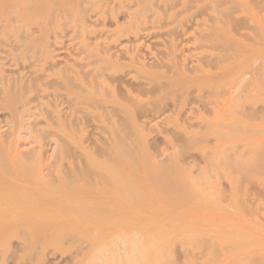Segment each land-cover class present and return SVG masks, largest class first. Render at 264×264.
<instances>
[{
  "label": "rangeland",
  "instance_id": "obj_1",
  "mask_svg": "<svg viewBox=\"0 0 264 264\" xmlns=\"http://www.w3.org/2000/svg\"><path fill=\"white\" fill-rule=\"evenodd\" d=\"M65 1L66 0H58V2L55 3V6H53L54 10L53 12L51 11L53 16L49 10H46L49 12L39 13L41 15H20L17 17L12 15V20L10 17L11 14H4L2 13L3 10H1L7 7L9 0H0V78H2L0 80V115L4 114L3 117H0V121H11L10 124H16L18 120H20V117L28 122L30 121L27 127L23 129L25 136L24 134L22 135L21 141L27 144L24 147L22 146V149L31 150V147L36 149L40 148V163H37L38 171H36V165L30 170L32 164L28 166L25 164L16 165V163H13L12 165L11 162L13 161H10V164L9 161L8 163L0 161V172H3L0 173V215L2 217L12 218L9 219L8 222L0 223V264H151V262L152 264H264V105H262L264 104V97H262V95H264V90L262 89L264 88L263 0H250V2H248L249 0H223L224 5H222V0H171V2L170 0H159L162 6H159L158 0H140L138 2L137 0H99L100 2L94 0L96 4L92 3L93 0H91L90 3L88 0H83V3L82 0L81 2L80 0ZM150 2L151 4L155 3L153 6L157 3L156 6L160 8L154 9ZM251 2H253L252 5ZM107 3H109V5ZM133 3H136V5L138 3L139 5L136 6ZM211 3H214V5ZM216 3L217 5L215 6ZM125 4L128 5L127 8L131 6V9L126 10ZM172 4L174 8L171 7L173 6ZM143 5H146V7L149 6L151 10L148 11L149 9L145 8ZM213 6L214 8L216 7V10L213 9ZM253 6L256 7L253 8ZM210 7L212 9H209ZM226 7L227 9L225 10L224 8ZM259 8H261L262 11ZM106 9L108 12H106ZM115 9L116 12H114ZM123 9L126 10L124 13L129 12L132 14L134 12V16L131 15L130 19H128V17L125 18L126 20L123 18L119 20L120 22L118 23L116 21L120 19L119 11L121 16ZM133 9H135V11ZM221 10L225 11H223L224 14ZM105 12L109 15L105 14ZM83 13L88 14L85 15ZM114 13H117L119 18L117 14ZM138 13H140V15ZM49 15H51L53 20H51L52 18ZM216 16L220 18V20L218 19L219 21L216 18L213 19V17ZM243 16L246 17L243 18ZM21 17H24V20H21ZM241 18L243 19L241 20ZM13 22L16 23V25L13 24ZM139 22L143 24V28L142 24L139 25ZM219 22H221V24ZM59 23H61V25ZM144 23L146 25H144ZM66 24L67 26H65ZM153 24L158 28L153 29ZM135 26L139 27V29H136ZM239 26L241 27L239 28ZM247 26H249L247 29L248 31L246 30ZM198 27H200L201 31ZM234 27H237L235 29L238 30H235ZM256 27H258V30H256ZM132 28H134V30H132ZM173 28L176 30V33L174 30H171ZM106 30H108V33ZM197 30L199 32H197ZM20 31L24 32L23 34H26L25 32L28 33L26 35L29 38L28 43L16 42L9 45L11 40H20L22 34ZM65 31L66 34L64 33ZM99 31L100 33L104 32L105 36H111H109L110 38L107 37L108 39L106 42L109 44H113L116 41L114 40L115 37L116 39L119 37L117 40H125V38L128 39L129 36L134 37L136 32H139V34L143 32V36L147 33L148 35L146 34L147 36H144V40H149L151 38L150 34L153 33V35H155L156 33V37H152L149 40V42L152 41L150 43H152L155 48L153 45L149 44L148 41L142 42L144 47L141 45V49L143 47V50H146L144 58L147 63L154 59H159L158 61H161L162 64H165V62L169 64L170 61H172V57L169 56L171 57V59H169L166 54L162 55V51H166L165 45H167V47L169 45V50L173 52V56L176 58L175 60H180L179 63L185 65L187 64L186 62L190 61V64L197 63V68L199 67L203 72H200L199 69L196 71L197 68L190 71L188 68L191 69V67L186 68V70L180 69L176 71L174 69L172 71V69L170 70V68L167 67L168 64H166V69L169 68L167 69L168 72L163 69V71L165 70V75L160 77L157 73H153L152 70L154 69H148L149 72H143L142 69L141 71H139L140 69H125L124 71L118 69L116 66L106 65V63L103 64L102 61H99L97 62L99 66L106 65L107 68L109 66L114 67L106 68L107 71L104 69V72L106 71L104 73L106 75L104 76L102 71L105 67H100L102 69H100V73L98 74H95L97 70L94 69V72L93 67L92 69L90 68L93 66L90 64L93 60V56L90 55H94L95 53L90 51L88 52L90 54H88V56L85 52L83 54L84 58H82V55L80 58H82V61H85L83 59H86V56H88L87 59L90 60V63L88 60L84 64L83 62L82 64L81 62L79 64L76 63L75 66L78 65L80 67V71L78 70V72H85V64L89 63L87 64V66L89 65L87 68H90L88 69L89 71H93V73L90 74H95L98 78L100 76L99 74L106 79L107 76L109 77L115 73L111 77H115L114 75L118 74V78L125 77L126 82L129 79L128 82H130V84H134L133 86H138V88H140L139 90H136L135 87L133 89L131 85H127L129 83L122 84L121 87L111 86L109 90H113L111 92L115 94L117 99L113 96V93L109 95L110 93L107 89L104 90L106 94H104L105 98L103 97L102 101L89 103L85 99V90L88 89L87 91L91 92L93 89L91 87L85 89V87H82L83 85L79 84V76L75 74L77 72L76 67L73 68L76 69L74 73L72 68V72L69 73L71 69H68V67L65 69V66H68V64L74 60H78V57L76 58L74 55H76L81 48L80 46L83 47L84 43H87L90 38L94 37L93 32L98 33ZM208 31L210 37L207 36V34H209ZM112 32L114 34L116 32L117 36ZM124 32H126V34ZM243 32L247 33L248 36ZM121 34L122 36H119ZM159 35H161V37ZM250 36L252 39H250ZM87 37L89 38L88 40L86 39ZM246 37L250 41H248ZM166 40L169 41V43ZM154 41H160L161 45L163 44L164 46L159 47L157 45L158 42L154 44ZM194 42L200 44V46L198 47ZM215 42L216 44H214ZM254 42H257V44H254ZM224 43L225 45H222ZM145 44H147L148 47H146ZM219 44L221 47L218 46ZM18 45H21V47ZM194 45L197 48H195L196 50H194ZM223 46L227 51L226 49L220 51V49H223ZM230 46L234 48L235 51L233 49L231 51ZM149 47L152 49H149ZM174 47L175 49L178 48L176 52H174ZM240 50L242 52H240ZM243 50L246 51L244 52ZM45 51L48 52V57L45 55ZM158 51L159 53H157ZM91 52L93 54H91ZM220 54H222V56H220ZM224 54H226V56ZM132 56L133 54L131 53L127 55V57ZM212 56L217 57L213 60L215 62L211 61L209 63L208 61L207 63H209V65H205L206 62L204 63L203 60H210L207 57ZM25 57H27V59ZM150 57H152V59ZM219 58H221L222 62L218 61L220 64H217V59L219 60ZM253 58L254 60L252 61ZM94 59V61H97L96 58ZM192 59L196 62H193ZM199 60H201L200 63L203 62L205 65L204 68V65L197 62ZM257 60L259 61L258 63ZM251 61L252 63L255 61L253 64H256L252 66L254 67L253 70L258 68L256 72H263L261 75L250 70L252 64L250 66L249 64ZM92 63L94 64L95 62ZM211 63L215 64L213 65ZM96 64H94L95 67ZM235 69L237 71H235ZM130 70L131 72H129ZM15 71L17 73H15ZM89 71L87 72L88 74ZM118 71L120 73H118ZM126 71L128 72L124 73ZM244 72H248V75L243 74ZM63 74L64 77L62 76ZM83 74L85 75L86 73ZM237 74H242L243 76L238 77ZM250 76L253 78L250 79ZM83 77L85 79L87 76L85 75ZM104 77L103 79L101 78L102 81ZM98 78L97 80L99 81L100 78ZM115 78H113V80H115ZM146 78L152 82L151 87H148L150 88V91L147 90L148 93L142 91L143 89L139 87L140 84L138 83V81H145ZM108 79H110V77ZM237 79L240 81H237ZM260 79H262V81H260L259 85ZM105 81L109 82L108 80ZM201 81L206 82L202 84L203 82ZM242 81L245 82L243 83ZM10 82L12 86L14 85L13 88H11ZM53 82L54 85L57 84V87L53 88L54 85H51ZM159 83L160 85H158ZM246 83H249V86ZM243 84H246L245 87L248 86V90L246 88L247 92ZM253 85L258 87L256 89L259 91L260 95H255L257 91L254 90L255 87H252ZM160 86L162 87L160 88ZM15 87L18 88V91L15 90ZM238 87H243L244 90L242 89L243 91L241 92ZM125 88L130 89L129 94L124 91ZM220 88H222V90H220ZM12 89L17 92L14 93ZM42 89H47V95H44ZM204 89H206V91ZM227 89L230 91L228 92ZM7 91H12L14 94L11 92L12 94L8 95ZM212 91L214 94H211L212 97H209L208 94L210 93L208 92L212 93ZM215 91L218 92L219 95L215 93ZM230 93L232 94L230 95ZM236 93L238 94L236 95ZM234 94L235 97L238 95L240 97L234 98ZM204 95L206 97H204ZM120 97L123 100H119ZM247 97L250 99H246ZM242 98L243 100H241ZM230 99L233 101L231 102ZM203 101H205V105ZM235 101L238 104L235 103ZM257 101L262 103L260 104ZM208 103L209 105H207ZM227 103L233 107L237 106V108L242 106L241 108L244 109L239 108L241 109L239 110L232 107L229 109L226 105ZM248 104H250L251 107ZM206 105L207 108H212L211 110L213 112L218 108L222 110H226L227 108L230 110L228 113H234L233 116L235 117L232 116L231 118V115L228 117L229 114H225L222 110H219L222 112H218L217 110V115L214 113L215 115L213 114V116L215 117L212 118L213 116L211 113L213 112L207 109ZM221 105L225 106L222 107ZM203 107L206 110H204ZM245 107H247V110ZM105 108L110 114V117L104 114L106 111ZM154 108H156V111H154ZM251 108L256 109L253 112ZM193 109L197 110L194 114L192 113L194 112ZM248 109L251 110L250 113L252 115H249L250 113L248 114ZM68 110H70V112ZM110 110H112L111 113ZM238 110L241 111L242 114H246V117L244 115L243 117L248 120L241 116H237V113L240 114ZM243 110H246L245 113ZM257 110L259 113L256 116ZM114 112L116 113L115 115ZM62 113L64 114L62 115ZM102 113L104 114L103 116L106 117V122H110L111 120L118 121L119 118L120 120H122L121 117L124 118V121H122V129L113 127L107 128V126L102 127V131L98 129L99 127L91 121H93L92 118L94 115ZM259 114H261V117ZM46 116L50 119L52 118L53 120H51L53 122L46 118ZM216 116L220 118L215 119ZM88 117H91L89 118L90 120ZM37 120L40 122H37ZM203 120L211 123H209V126L206 125L207 127H205L203 125ZM201 121L203 122L202 124H200ZM224 121L228 123L231 122V124L229 125L227 123L229 126L227 125L223 128ZM77 122H85L84 124L87 125H83L80 128ZM216 122H219V125L216 124ZM232 122L234 124L241 123V126L238 124V126L236 124V126H233ZM206 123L207 122H205V124ZM198 125L200 127H198ZM29 127L32 130L36 127L37 130L30 132L28 130ZM216 128L217 131L221 128L218 132L222 134V138L219 136L221 134L216 133ZM199 129L201 130L199 131ZM211 129L213 133L210 131ZM40 130L42 132H39ZM105 130L109 136L105 133ZM32 132L35 133L33 134ZM35 134L36 136H34ZM34 137L37 139H34ZM3 138L5 139V135L2 139ZM2 139L0 138V149H6L4 146L7 139H5L6 141L3 139L5 142L2 141ZM53 140L56 141L57 147L56 145H50ZM217 142L220 143L216 145L213 144ZM260 142L262 144H260L261 146L259 145ZM93 143L94 145L92 146ZM226 144L230 146L226 147ZM222 146L227 148V151L224 150L223 152L226 151L228 158L225 157L226 155L222 152ZM100 148L101 151L106 150L107 154L108 151L111 152L109 155L111 158L109 159V157H106L107 154H105V151L103 152L105 156L104 154L101 155L102 152L98 150ZM54 149L58 150L54 152ZM123 150H126V152ZM206 150H208L207 153ZM212 150L216 151L212 153ZM156 151L158 155L155 153ZM230 151H232L233 154ZM53 152L56 156L52 154ZM210 152L212 155L217 153L218 157L221 152L223 154H221L220 158L216 157L218 158V163L216 160H211L209 166V159L206 158L211 156ZM72 153L73 155L75 153L79 155L83 154V158L79 155L74 157ZM250 153L254 154L247 161L248 157H250ZM70 154L72 159L73 157L75 158V162L71 159ZM98 154L100 156H98ZM241 154L244 156V159L247 158V162L243 159ZM68 157L70 158L69 160ZM164 157H166L165 159L167 161L163 159ZM79 158H81V161ZM170 158L171 161L169 160ZM213 158L215 157H211V159ZM205 159L207 160V164L205 163ZM173 160H175V164ZM133 161L135 163H133ZM212 161L216 163L212 164L214 163ZM136 162L138 163L136 164ZM161 162H163L164 165ZM178 162L181 163V172L179 170L180 167L178 169L176 168L178 167ZM187 162L192 163L190 164L191 166L189 165L190 169L185 167L188 165ZM144 163H148V165ZM45 164L49 166V169L46 166L47 170H45ZM203 164L204 166L206 165V167H204ZM192 165L203 167L204 169L202 168L203 171L202 169L195 171L194 169H197V167H192ZM165 166L168 168L163 170ZM169 166L173 167L171 169L172 171H170ZM72 167H74V169ZM183 167L187 170H184ZM77 168L78 174L75 172ZM82 168H86V170ZM139 168L140 170H138ZM210 168L212 169L211 172H208L209 174L206 173L205 170H209ZM16 169L18 170L16 171ZM81 169L86 173L84 174ZM95 169L97 173L92 171ZM27 170H29V173ZM168 171L172 173V175H169V173H167ZM191 171L194 173L192 174ZM148 172L152 175H148ZM42 173L44 175H42ZM5 174H8V176ZM26 174L29 175L27 178L25 177ZM167 174L168 177H164L167 176ZM191 175L195 177L193 181L191 179L194 177ZM39 178H43V180ZM166 178L169 181H167ZM44 180L45 182H42ZM149 181L156 182V184L154 183L153 186ZM159 181L162 182L163 187L161 186V189L160 186L158 187ZM131 184L136 187L131 186ZM194 185H197L196 190L194 189ZM165 190L166 192H164ZM182 195L184 197H182ZM145 234L151 235L152 239L148 237L149 235L146 238ZM156 247L162 250H159L158 254L156 253V249H158ZM136 250L137 252L139 251V254H137ZM139 255L140 257H137ZM142 256L143 258H141ZM142 261L144 262L141 263Z\"/></svg>",
  "mask_w": 264,
  "mask_h": 264
},
{
  "label": "bare ground",
  "instance_id": "obj_2",
  "mask_svg": "<svg viewBox=\"0 0 264 264\" xmlns=\"http://www.w3.org/2000/svg\"><path fill=\"white\" fill-rule=\"evenodd\" d=\"M4 1V0H3ZM25 1H27V0H9V3H8V5H7V7L4 9H1V10H5L4 12L2 11V13H4V14H7V13H9V14H11V19L13 20V16L12 15H14V16H20V15H37V14H39V13H45V12H49L50 11V13H51V11L53 12V6H55V3H57L58 2V0H28L27 2H25ZM72 1V0H71ZM90 1L91 0H88V2L90 3ZM94 1V0H93ZM92 1V3H94V4H96V2L94 1L93 2ZM99 1V0H98ZM120 1H123V0H120ZM133 1H135V0H133ZM138 1H140V0H137V2ZM154 1V0H153ZM152 1V2H153ZM157 1V0H156ZM165 1H167V0H165ZM201 1V0H200ZM221 1V0H220ZM259 1V0H258ZM257 1V2H258ZM65 2H67V0L65 1ZM80 2H81V0H80ZM80 2H79V4H80ZM84 1L82 0V3H83ZM100 2V1H99ZM98 2V3H99ZM105 2V1H104ZM132 2V1H131ZM158 2H159V0H158ZM163 2V1H162ZM170 2H171V0H170ZM191 2V1H190ZM216 2V1H215ZM218 2V1H217ZM248 2H250V0L248 1ZM256 2V1H255ZM49 3H51V4H49ZM128 3V2H127ZM160 3L161 2H159V6H162V5H160ZM174 3V2H173ZM178 3V2H177ZM189 3V2H188ZM193 3V2H192ZM221 3V2H220ZM227 3H229V2H227ZM252 3L253 2H251V5H252ZM260 3V2H259ZM262 3V2H261ZM263 3H264V0H263ZM262 3V4H263ZM108 5H109V3H107ZM134 4V3H133ZM149 4V3H148ZM150 4H151V2H150ZM149 4V5H150ZM153 4H155V3H153ZM153 4H151L152 6H153ZM171 4V3H170ZM174 4H176V3H174ZM191 4V3H190ZM212 4V3H211ZM232 4V3H231ZM72 5H74V4H72ZM81 5V4H80ZM126 5V10L127 9H131V6H130V4H129V6L130 7H128L127 8V4H125ZM134 5H136V3L134 4ZM137 5H139L138 3H137ZM136 5V6H137ZM156 5H157V3H156ZM156 5H154L153 6V8L155 9V8H157L158 9V7L159 6H156ZM173 5V4H172ZM177 5V4H176ZM175 5V6H176ZM212 5H214V3L212 4ZM211 5V6H212ZM217 5V3L215 4V6ZM218 5H219V3H218ZM222 5H224L223 4V0H222ZM261 5V4H260ZM4 6V5H3ZM91 6V5H90ZM94 6V5H93ZM92 6V7H93ZM114 6V5H113ZM143 6H145V8H147V9H149L148 11H150L151 10V8L149 7V6H147L146 7V5H143ZM233 6H236V5H233ZM262 6H264V5H262ZM80 7V6H79ZM171 7H173L174 8V5L173 6H171ZM170 7V8H171ZM182 7V6H181ZM256 7V6H255ZM254 6H253V8H255ZM69 8V7H68ZM68 8H66V9H68ZM82 8V7H81ZM89 8V7H88ZM160 8V7H159ZM167 8V7H166ZM169 8V9H170ZM206 8V7H205ZM216 8V7H215ZM214 8V6H213V9L214 10H216ZM264 8V7H263ZM64 9V8H63ZM80 9V8H79ZM90 9V8H89ZM111 9H113V8H111ZM119 9V8H118ZM141 9V8H140ZM172 9V8H171ZM209 9H212L211 7L209 8ZM219 9H221V8H219ZM225 10L227 9V7L226 8H224ZM228 9L230 10V8H229V6H228ZM231 9H232V7H231ZM258 9V8H257ZM259 9H261V8H259ZM46 10H49V11H46ZM107 10V9H106ZM105 10V11H106ZM126 10H124L123 9V13L121 14V16H120V11H119V17H120V19H118L116 22H120L119 20H122L123 18L125 19V18H128V19H130V17H131V15H133V13L131 14V13H124ZM134 11H135V9H133ZM184 10H185V8H184ZM207 10V9H206ZM213 10V11H214ZM241 10H243V9H241ZM62 11V10H61ZM87 11V10H86ZM104 11V10H103ZM122 11V10H121ZM144 11H145V9H144ZM165 11V10H164ZM164 11H162V12H164ZM167 11V10H166ZM179 11V10H178ZM198 11V10H197ZM205 11V10H204ZM208 11V10H207ZM219 11V10H218ZM222 11V10H221ZM224 11V10H223ZM223 11H222V13H223ZM232 11V10H231ZM261 11H262V9H261ZM106 12H108V10L106 11ZM105 12V14H108V13H106ZM111 12H113V11H111ZM114 12H116V9H115V11ZM118 12V11H117ZM139 12H140V10H139ZM189 12V11H188ZM201 12V11H200ZM225 12V11H224ZM229 12V11H228ZM244 12H245V10H244ZM1 13V14H2ZM59 13V12H58ZM104 13V12H103ZM183 13V12H182ZM199 13V12H198ZM214 13V12H213ZM220 13V12H219ZM52 14V13H51ZM83 14H85V13H83ZM86 14H88V13H86ZM85 14V15H86ZM91 14V13H90ZM114 14H117V13H114ZM139 15H140V13H138ZM202 14H204V13H202ZM217 14V13H216ZM224 14V13H223ZM39 15H41V14H39ZM109 15V14H108ZM165 15H166V13H165ZM193 15V14H192ZM196 15V14H195ZM50 17H51V15H49ZM52 16H53V14H52ZM84 16V15H83ZM112 16V15H111ZM134 16V15H133ZM191 16V15H190ZM206 16V15H205ZM207 16H208V14H207ZM233 16V15H232ZM9 17V16H8ZM25 17V16H24ZM24 17H21V20H24L23 18ZM33 17V16H32ZM60 17H61V15H60ZM77 17V16H76ZM108 17V16H107ZM117 17H118V14H117ZM116 17V18H117ZM118 17V18H119ZM137 17V16H136ZM166 17V16H165ZM198 17V16H197ZM246 17V16H245ZM244 16H243V18H245ZM31 18V17H30ZM52 18V17H51ZM91 18V17H90ZM148 18V17H147ZM199 18V17H198ZM214 18H216L217 20L219 19L220 20V18H217V16L216 17H213V19ZM243 18H241V20L243 19ZM63 19V18H62ZM72 19V18H71ZM77 19V18H76ZM209 19V18H208ZM259 19H261V18H259ZM49 20V19H48ZM47 20V21H48ZM51 20H53V18L51 19ZM126 20V19H125ZM132 20H133V18H132ZM174 20V19H173ZM188 20V19H187ZM197 20H199V19H197ZM207 20V19H206ZM218 20V21H219ZM223 20H225V19H223ZM8 21H9V19H8ZM78 21V20H77ZM88 21V20H87ZM137 21H138V19H137ZM222 21V20H221ZM169 22V21H168ZM226 22V21H225ZM12 23V22H11ZM86 23H88V22H86ZM117 23V24H118ZM146 23H147V21H146ZM149 23V22H148ZM170 23H172V22H170ZM199 23V22H198ZM197 23V24H198ZM220 24H221V22H219ZM239 23V22H238ZM13 24H15L16 25V23H14L13 22ZM38 24V23H37ZM60 25H61V23H59ZM63 24H64V22H63ZM140 24H142V23H140L139 22V25ZM152 24V23H151ZM167 24V23H166ZM204 24V23H203ZM211 24V23H210ZM223 24V23H222ZM239 24H241V23H239ZM14 25V26H15ZM51 25H52V23H51ZM105 25V24H104ZM144 25H146L145 23H144ZM168 25H169V23H168ZM191 25H192V23H191ZM233 25V24H232ZM38 26V25H37ZM65 26H67V24L65 25ZM107 26V25H106ZM138 26V25H137ZM137 26H135V28L137 29H139V27H137ZM153 26V29H157L158 27L157 26H155L154 24L152 25ZM159 26V25H158ZM162 26V25H161ZM196 26V25H195ZM257 26V25H256ZM50 27V26H49ZM145 27H147V26H145ZM150 27V26H149ZM163 27V26H162ZM165 27V26H164ZM183 27V26H182ZM204 27H205V25H204ZM241 26H239V28H240ZM248 27L249 26H247V28H246V30L248 29ZM63 28V27H62ZM79 28V27H78ZM141 28V27H140ZM142 28H143V24H142ZM189 28V27H188ZM188 28H187V30H188ZM199 29H200V27H198ZM208 28V27H207ZM235 28H237V27H234V29ZM258 27H256V30H258L257 29ZM13 29V28H12ZM19 29V28H18ZM33 29H35V28H33ZM49 29V28H48ZM65 29V28H64ZM135 29V30H136ZM167 29V28H166ZM165 29V30H166ZM175 29H176V27H175ZM174 28L173 29H171V30H174L175 31V33H176V30H175ZM215 29V28H214ZM36 30V29H35ZM63 30V29H62ZM132 30H134V28H132ZM161 30V29H160ZM185 30V29H184ZM231 30H232V27H231ZM231 30H229V31H231ZM235 30H238V29H235ZM15 31V30H14ZM13 31V32H14ZM24 31V30H23ZM33 31V30H32ZM70 31V30H69ZM68 31V32H69ZM103 31V30H102ZM105 31V30H104ZM107 31V33H108V30H106ZM128 31H129V29H128ZM140 31V30H139ZM144 31V30H143ZM147 31V30H146ZM164 31V30H163ZM200 31H201V29H200ZM234 31V30H233ZM248 31V30H247ZM254 31H255V29H254ZM34 32V31H33ZM36 32V31H35ZM92 32V31H91ZM114 32V31H113ZM112 32V33H113ZM130 32V31H129ZM142 32V31H141ZM181 32V31H180ZM194 32V31H193ZM197 32H199L198 30H197ZM235 32V31H234ZM256 32V31H255ZM255 32H252V33H255ZM258 32V31H257ZM3 33V32H2ZM8 33V32H7ZM12 33V32H11ZM20 33H22L21 34V38H20V40H11L10 41V43H9V45H11V44H13V43H28V40H29V38L26 36L28 33L27 32H25L26 34H23L24 32H21L20 31ZM58 33V32H57ZM65 34H66V31L64 32ZM125 34H126V32H124ZM124 33H123V35H124ZM134 33V32H133ZM138 33V34H137ZM151 33V32H150ZM158 33V32H157ZM206 33V32H205ZM208 33H209V31H208ZM241 33V32H240ZM243 33H245V32H243ZM6 34V33H5ZM31 34V33H30ZM29 34V35H30ZM50 34V33H49ZM87 34V33H86ZM93 36L94 37H92V38H86L88 41H87V43H84V45H83V47L82 46H80L79 48V50H78V52L76 53V55H74V56H76V58L78 57V60H74L73 62H71L70 64H68V66H65V69H66V67H68V69H73V68H77V72L75 73V74H77L78 76H79V78H78V81H79V84H81V85H83L82 87L84 88L85 87V89L87 88V87H91L92 89H93V91H91V92H89V91H87L88 89H86L85 91H86V96H85V99L89 102V103H95V101H102V98L105 96L104 94H106V93H104V90H107L109 93V95H112V93L113 92H111V91H113V90H109V88H111V86H114V87H121L122 86V84H126V83H129V84H127L128 86L129 85H131V87H133V89H134V87L135 86H133L132 84H130V82H128L129 81V79H128V81L126 82L125 80V77L123 78V77H119L118 78V74L117 75H114L115 77H117V78H115V77H111V76H113V74H115V73H113L111 76H109L110 77V79L112 80H110V79H108L107 77H106V79H105V75L106 74H104L107 70H106V68H107V64L108 65H113L114 67L116 66L118 69H122V70H124L125 71V69H140L139 71H141V69H142V71L144 72V71H148V69H154V70H152L153 71V73H157V75H159L160 77H163V75H165V70H166V72H168L167 71V69H169L170 68V70L172 69V71L175 69L176 71H179L180 69H185L186 70V68H188V67H191V69L190 68H188L190 71H192V70H195L196 68H197V63L196 64H193V63H191L190 64V62H186L187 64L185 65V64H182V63H179L180 62V58L178 59L179 61H177V60H175L176 58H174V56H173V52H171V50H169L170 49V47H169V45H168V47H167V45H165V49H166V51H162V55H164V54H166L168 57L169 56H171L172 57V59H171V57H169V59H171L172 61H170V63L168 64V63H166L165 62V64L163 65L162 64V62L161 61H158V60H156V59H154V60H152V61H150V62H146V60H145V58H144V53L146 52V50H143V47H144V44L142 45V42L143 41H148L149 42V40L153 37V38H155L156 37V33H155V35H153V33H151L150 34V36H151V38L148 40H144L145 38H144V36L147 34H145L144 36L142 35L143 34V32H142V34L140 33L139 34V32H136V34L134 35V37L133 36H129V38L128 39H126L125 38V40L123 39H121V40H117L116 39V37L114 38V40H116L113 44L111 43V44H109L108 42H106L107 41V39L108 38H110L111 36L110 35H107V36H105L104 34V32H101L100 33V31L98 32V33H94L93 32ZM114 34V33H113ZM115 34H116V32H115ZM114 34V35H115ZM170 34V33H169ZM182 34V33H181ZM200 34V33H199ZM213 34V33H212ZM212 34H211V37H212ZM246 35H247V33H245ZM256 34V33H255ZM20 35V34H19ZM130 35V34H129ZM148 35V34H147ZM146 35V36H147ZM153 35V36H152ZM161 35H162V33H161ZM161 35H159L160 37H161ZM163 35H165V34H163ZM168 35V34H167ZM201 35H204V34H201ZM235 35V34H234ZM237 35H238V33H237ZM242 35V34H241ZM254 35V34H253ZM66 36V35H65ZM64 36V37H65ZM110 36V37H109ZM116 36H117V34H116ZM119 36H122V34L121 35H119ZM126 36H128V35H126ZM169 36V35H168ZM175 36H177V35H175ZM207 36L208 37H210V33L209 34H207ZM206 36V37H207ZM248 36V35H247ZM10 37H11V35H10ZM17 37V36H16ZM20 37V36H19ZM67 37V36H66ZM79 37V36H78ZM108 37V38H107ZM205 37V36H204ZM241 37V36H240ZM257 37V36H256ZM73 38H74V36H73ZM76 38H77V36H76ZM132 38V39H131ZM175 38V37H174ZM181 38V37H180ZM199 38V37H198ZM14 39V38H13ZM85 39V40H86ZM167 39V38H166ZM179 39V38H178ZM178 39H177V41H178ZM196 39V38H195ZM201 39V38H200ZM207 39H209V38H207ZM220 39H222V38H220ZM242 39H243V37H242ZM246 39H247V37H246ZM250 39H252L251 38V36H250ZM8 40H10V39H8ZM113 40V39H112ZM164 40V39H163ZM176 40V39H175ZM185 40V39H184ZM189 40H191V39H189ZM197 40V39H196ZM195 40V41H196ZM202 40V39H201ZM200 40V41H201ZM212 40H214V39H212ZM230 40V39H229ZM248 40V39H247ZM167 41V40H166ZM183 41V40H182ZM186 41V40H185ZM203 41H207V40H203ZM248 41H250V40H248ZM39 42V41H38ZM81 42V41H80ZM112 42V41H111ZM150 42H152V41H150ZM149 42V44H151V45H153L152 43H150ZM158 42V41H157ZM156 41H154V44L155 43H157ZM164 43H166L165 41H163ZM168 43H169V41H167ZM175 42V41H174ZM181 42V41H180ZM179 42V43H180ZM187 42V41H186ZM197 43H199L198 41H196ZM196 42H194V44L195 45H197L198 47L200 46V44H196ZM253 42V41H252ZM1 43H2V41H1ZM160 43V44H159ZM185 43V42H184ZM188 43H190V42H188ZM228 43V42H227ZM257 44V42H254V44ZM4 44V43H3ZM167 44V43H166ZM202 44H204V43H202ZM214 44H216V42L214 43ZM213 44V45H214ZM231 44H232V42H231ZM234 44V43H233ZM261 44V43H260ZM21 45H23V44H21ZM21 45L19 46V47H21ZM141 45L143 46L142 47V49H141ZM146 45V47H148L147 46V44H145ZM150 45V46H151ZM159 47H162V46H164L163 44L161 45V42L159 41L158 42V44H157ZM156 45V46H157ZM176 45H177V43H176ZM194 45V46H195ZM222 45H225V43L224 44H222ZM27 46V45H26ZM52 46V45H51ZM75 46V45H74ZM154 46V45H153ZM202 46V45H201ZM204 46V45H203ZM206 46V45H205ZM208 46H210V45H208ZM211 46H212V44H211ZM219 47H221L220 46V44L218 45ZM239 46V45H238ZM241 46V45H240ZM12 47V46H11ZM176 47H179V46H176ZM217 47V46H216ZM218 47V48H219ZM250 47V46H249ZM13 48V47H12ZM15 48V47H14ZM26 48V47H25ZM31 48V47H30ZM49 48V47H48ZM54 48V47H53ZM93 48V49H92ZM151 47H149V49H150ZM154 48H155V46H154ZM158 48V47H157ZM186 48V47H185ZM196 48V46L194 47V50H196L195 49ZM204 48V47H203ZM207 48V47H206ZM213 48V47H212ZM228 48V47H227ZM253 48V47H252ZM17 49V48H16ZM39 49V48H38ZM37 49V50H38ZM95 49V50H94ZM145 49V48H144ZM152 49V48H151ZM168 49V50H167ZM187 49V48H186ZM189 49V48H188ZM199 49V48H198ZM215 49H217V48H215ZM224 49H226L224 46H223V49H220V51L222 50V51H224ZM229 49V48H228ZM232 49L235 51V49L234 48H231V46H230V50L232 51ZM240 49V48H239ZM18 50V49H17ZM55 50H57V49H55ZM68 50H69V48H68ZM67 50V51H68ZM95 52H94V51ZM176 50H178V48L177 49H175V47H174V52H176ZM1 51V50H0ZM14 51V50H13ZM19 51V50H18ZM51 51H53V50H51ZM70 51V50H69ZM90 51H92L93 53H95L94 55H90L88 52H90ZM144 51V52H143ZM159 51H160V49H159ZM159 51L157 52V53H159ZM187 51V50H186ZM218 51V50H217ZM226 51H227V49H226ZM244 52L246 51V50H243ZM87 53L86 55H90V56H93V60L91 59V57H90V59L92 60V62H95L94 64H96L97 62H99V61H102L103 62V64H105L106 63V65H98V63L96 64V67L94 66V64L91 62L90 63V60H88L87 58H88V56H86L85 58L86 59H83V60H85V61H82L81 59L82 58H84V56H83V54L84 53ZM91 52V54H93ZM164 52V53H163ZM198 52V51H197ZM240 52H242L241 50H240ZM48 52L47 51H45V55L48 57V54H47ZM133 54V56L132 57H127V55L128 54ZM161 53V52H160ZM26 54V53H25ZM9 55V54H8ZM35 55H36V53H35ZM83 56L82 58H80V56ZM96 55V56H95ZM155 55V54H154ZM160 55V54H159ZM203 55V54H202ZM204 55H205V53H204ZM203 55V56H204ZM208 55V54H207ZM225 56H226V54H224ZM224 55H223V57H224ZM233 55V54H232ZM257 55V54H256ZM16 56V55H15ZM49 56H51V55H49ZM178 56V55H177ZM202 56V57H203ZM216 56V55H215ZM213 57V59L211 60V58L212 57H207L208 59H210V60H207V61H204L202 58V60H203V62L205 63V65H209V63L212 61V62H215V61H213L214 60V58H217V57ZM220 56H222V54H220ZM227 56H228V54H227ZM229 56H230V54H229ZM262 56V55H261ZM28 57V56H27ZM27 57H25L26 59H27ZM147 57V56H146ZM195 57V56H194ZM199 57H201V56H199ZM205 57V56H204ZM231 57V56H230ZM247 57V56H246ZM246 57H245V59H246ZM253 57V56H252ZM252 57H250V58H252ZM18 58V57H17ZM34 58H36V57H34ZM75 58V59H76ZM94 58H96L97 59V61H94L95 59ZM151 59H152V57H150ZM174 58V59H173ZM196 58V57H195ZM207 58H205V59H207ZM258 58V57H257ZM22 59V58H21ZM81 61H80V60ZM167 59V58H166ZM245 59H243V60H245ZM5 60V59H4ZM68 60V59H67ZM89 61V63L90 64H92L93 66H91L90 68L92 69V67H93V71L95 72V70H97V73H95V74H98V73H100V69H102V68H100V67H105V68H103V75L104 76H101V74H99L100 76H101V78L103 79V77H104V80L102 81L101 80V78H100V76H99V78L97 77V75H95V74H90V73H93V71L92 70H88V69H90V68H87V67H89V65L87 66V64H89V63H86L85 64V66H86V69H85V72H83V73H86L85 75L87 76L85 79H84V77L83 76H85L83 73H81V72H78V70L80 71V67L78 66V65H76L75 66V64L77 63V64H79L80 62H81V64H82V62H83V64L86 62V61ZM197 60V59H196ZM216 60V59H215ZM221 60V58H219V60L217 59V64L219 63V62H222V60ZM254 60V58L252 59V61ZM21 61V60H20ZM192 61H193V59H192ZM200 61L201 60H199V61H197V62H199L200 63ZM209 61V63H207ZM219 61V62H218ZM224 61H227V60H224ZM240 61V60H239ZM252 61H251V63L249 64V66L251 65V68H250V70L251 71H257L258 70V68H255L254 70H253V68L254 67H252L253 65H256V64H253V63H255V61L252 63ZM35 62V61H34ZM101 62V63H102ZM164 62V61H163ZM193 62H196V61H193ZM203 62H201L200 64H202V65H204L203 64ZM241 62H242V60H241ZM244 62V61H243ZM259 61L257 60V63H258ZM57 63V62H56ZM190 65H189V64ZM248 63V62H247ZM4 64V63H3ZM2 64V65H3ZM54 64V63H53ZM64 64V63H63ZM166 64H168L167 65V67H169V68H167L166 69ZM211 64H213V63H211ZM215 64V63H214ZM213 64V65H214ZM220 64V63H219ZM239 64V63H238ZM56 65V64H55ZM58 65V64H57ZM64 65H66V64H64ZM97 65H98V67H97ZM192 65V66H191ZM194 65H196V66H194ZM205 65L203 66V68L205 67ZM240 65V64H239ZM259 65V64H258ZM36 66V65H35ZM54 66V65H53ZM73 66V67H72ZM109 66V67H110ZM193 66H194V68H193ZM244 66H245V64H244ZM260 66H261V64H260ZM260 66H259V68H260ZM13 67V66H12ZM61 67V66H60ZM95 67V68H94ZM108 67V68H109ZM114 67H110V68H114ZM165 67V68H164ZM206 67H208V66H206ZM246 67V66H245ZM244 67V68H245ZM3 68V67H2ZM21 68V67H20ZM47 68V67H46ZM97 68V69H96ZM107 68V69H108ZM193 68V69H192ZM225 68V67H224ZM233 68H235V67H233ZM24 69V68H23ZM48 69V68H47ZM72 69L71 70H69V73L70 72H72ZM95 69V70H94ZM98 69H99V71H98ZM104 69L106 70L105 72H104ZM163 69H165L164 71H163ZM198 69H199V67L196 69V71H198ZM257 69V70H256ZM9 70V69H8ZM14 70V69H13ZM56 70V69H55ZM74 70L76 71V69H73V73H74ZM87 70V71H86ZM115 70V69H114ZM169 70V71H170ZM233 70V69H232ZM241 70H242V68H241ZM250 70H249V73H250ZM5 71V70H4ZM68 71V70H67ZM66 71V72H67ZM89 71V74L87 73ZM109 71V70H108ZM116 71H117V69H116ZM151 71V72H152ZM199 71L200 72H203L202 70H200L199 69ZM235 71H237L236 69H235ZM260 71V70H259ZM128 71H126V72H124V73H127ZM129 72H131V70L129 71ZM149 72V71H148ZM199 72V73H200ZM228 72V71H227ZM226 72V73H227ZM239 72H240V70H239ZM15 73H17L16 71H15ZM28 73H30V72H28ZM43 73V72H42ZM80 73V74H79ZM118 73H120L119 71H118ZM135 73H136V71H135ZM138 73V72H137ZM234 73V72H233ZM261 73H263V72H261ZM261 73H257L256 72V74H260L261 75ZM58 74V73H57ZM74 74V75H75ZM83 76H82V75ZM231 74V73H230ZM243 74H247L248 75V72H244ZM5 75V74H4ZM7 75V74H6ZM73 75V76H74ZM81 75V76H80ZM95 75V76H94ZM124 75V74H123ZM127 75V74H126ZM173 75V74H172ZM215 75V74H214ZM222 75V74H221ZM228 75V74H227ZM238 75V77H242L243 75L242 74H237ZM236 75V76H237ZM18 76V75H17ZM28 76V75H27ZM30 76V75H29ZM39 76V75H38ZM63 77H64V74L62 75ZM66 76V75H65ZM120 76V75H119ZM203 76V75H202ZM224 76H226V75H224ZM244 76H246V75H244ZM264 76V75H263ZM22 77V76H21ZM68 77V76H67ZM82 79H81V78ZM213 77V76H212ZM216 77V76H215ZM4 78H5V76H4ZM97 78L99 79V81L97 80ZM113 78H115V80H113ZM253 77H251L250 76V79H252ZM2 78H0V80H1ZM7 79H8V77H7ZM21 79V78H20ZM26 79V78H25ZM31 79V78H30ZM80 79V80H79ZM139 79V78H138ZM250 79H249V81H250ZM18 80V79H17ZM40 80V79H39ZM105 80H110L109 82H106ZM152 80H154V79H152ZM168 80V79H167ZM175 80V79H174ZM179 80V79H178ZM183 80V79H182ZM245 80V79H244ZM246 80H248V79H246ZM258 80V79H257ZM16 81V80H15ZM35 81H37V80H35ZM54 81H56V80H54ZM104 82V83H101V82ZM170 81H171V79H170ZM237 81H240V80H238L237 79ZM260 81H262V79H260L259 80V85H260ZM3 82V81H2ZM13 82V81H12ZM32 82V81H31ZM30 82V83H31ZM49 82V81H48ZM178 82V81H177ZM180 82H182V81H180ZM179 82V83H180ZM184 82V81H183ZM201 82H203V81H201ZM204 82H206V81H204ZM204 82L202 83V84H204ZM243 82V81H242ZM245 82V81H244ZM243 82V83H244ZM11 83V82H10ZM16 83V82H15ZM25 83H27V82H25ZM24 83V84H25ZM50 83V82H49ZM55 83H57V82H55ZM132 83V82H131ZM138 83L140 84L139 85V87H141V89H143L142 91H144V92H147V90H149L150 88H148V87H151V81H149V80H147V78H146V80L145 81H143V82H140V81H138ZM138 83H136V84H138ZM154 83V82H153ZM199 83V82H198ZM209 83H212V82H209ZM4 84H5V80H4ZM17 84V83H16ZM29 84V83H28ZM42 84V83H41ZM48 84V83H47ZM206 84V83H205ZM246 84H248V86H249V83H246ZM246 84H243L244 85V87H245V85ZM3 85V84H2ZM51 85H54V82L51 84ZM51 85H49V86H51ZM57 84H55L54 86H53V88L54 87H57L56 86ZM98 85V86H97ZM158 85H160V83L158 84ZM191 85V84H190ZM263 85V84H262ZM9 86V85H8ZM14 86V85H13ZM13 86H12V83H11V88H13ZM31 86V85H30ZM44 86H45V84H44ZM137 86V85H136ZM157 86V85H156ZM232 86V85H231ZM242 86V85H241ZM248 86L247 87H245L244 89L246 90V88H247V90H248ZM18 87V86H17ZM59 87H60V84H59ZM130 87V88H131ZM155 87V86H154ZM158 87V86H157ZM162 86H160V88H161ZM235 87V86H234ZM252 87H255V85H253ZM263 87H264V85H263ZM16 88V87H15ZM50 88V87H49ZM138 86L137 87H135V89L136 90H139L140 88H138ZM159 88V87H158ZM203 88V87H202ZM229 88V87H228ZM256 88H258V87H255V89L254 90H256L257 92H256V94L255 95H258L259 94V91L256 89ZM38 89V88H37ZM124 89V88H123ZM132 89V88H131ZM132 89V90H133ZM153 89V88H152ZM183 89V88H182ZM238 89H240L239 91H243L244 89H243V87H238ZM243 89V90H242ZM263 90H264V88H262ZM9 90V89H8ZM13 90V92L14 93H16L17 91H18V88H16L15 90H17V91H15L14 89H12ZM47 89H42V92L44 93V95L46 94L47 95V91H46ZM95 90H97V91H95ZM120 90H122V89H120ZM205 91H206V89H204ZM220 90H222V88H220ZM220 90H218V91H220ZM228 90V89H227ZM247 90H246V92H247ZM107 91H105V92H107ZM119 91V90H118ZM124 91H126V93L127 94H129L130 93V89H126L125 88V90ZM150 91V90H149ZM192 91V90H191ZM203 91V90H202ZM201 91V92H202ZM230 90H228V92H229ZM238 91V90H237ZM236 91V92H237ZM238 91V92H239ZM8 93V95H11L12 93L10 92V91H7ZM121 92V91H120ZM141 92V91H140ZM222 92V91H221ZM224 92V91H223ZM227 92V93H228ZM253 92H255V91H253ZM13 93V94H14ZM122 93V92H121ZM148 93V92H147ZM193 93H194V91H193ZM208 93H210V94H208ZM207 94L209 95V97L211 96V94H214V92L212 91V93L211 92H208ZM215 93H218V92H216L215 91ZM38 94V93H37ZM221 94V93H220ZM223 94H225V93H223ZM232 93H230V95H231ZM238 93H236V95H237ZM48 95H49V93H48ZM52 95V94H51ZM124 95V94H123ZM217 95V94H216ZM218 95H219V93H218ZM217 95V96H218ZM229 95V96H230ZM260 95V94H259ZM55 96V95H54ZM113 96H115V94L113 93ZM228 96V95H227ZM234 96V98H236V97H240L241 96V93H240V96L238 95V96H236L235 97V94L233 95ZM248 96V95H247ZM41 97V96H40ZM116 97V96H115ZM204 97H206L205 95H204ZM212 97V96H211ZM219 97V96H218ZM262 97H264V95H262ZM53 98V97H52ZM105 98V97H104ZM213 98H214V96H213ZM222 98V97H221ZM233 98V97H232ZM116 99H117V97H116ZM246 99H250L249 97H247ZM34 100V99H33ZM119 100H123V99H121V97L119 98ZM223 100V99H222ZM235 100V99H234ZM241 100H243V98L241 99ZM2 101V100H1ZM230 101H231V99H230ZM233 101V100H232ZM231 101V102H232ZM238 101V100H237ZM259 101H261V100H259ZM259 101H257V102H259ZM263 101V100H262ZM47 102V101H46ZM198 102H200V101H198ZM207 102H209V101H207ZM211 102V101H210ZM256 102V103H257ZM49 103V102H48ZM205 103V101H203V104ZM217 103H218V101H217ZM235 103H237L236 101H235ZM260 103V102H259ZM258 103V104H259ZM262 103V102H261ZM260 103V104H261ZM23 104V103H22ZM38 104V103H37ZM40 104V103H39ZM212 104V103H211ZM221 104V103H220ZM238 104V103H237ZM253 104V103H252ZM251 104V105H252ZM257 104V106H258V108H259V105ZM201 105H202V103H201ZM205 105V104H204ZM207 105H209V103L207 104ZM207 105H206V108H207ZM228 107H229V109H231V107L232 108H234V109H236L237 108V106L236 107H233L232 105H230V104H226ZM236 105V104H235ZM234 105V106H235ZM247 105V104H246ZM246 105H244V106H246ZM249 106H250V104H248ZM262 105H264V104H262ZM262 105H260V106H262ZM41 106V105H40ZM66 106V105H65ZM197 106H199V105H197ZM196 106V107H197ZM215 106H216V104H215ZM222 106V105H221ZM225 106V105H224ZM224 106H222V107H224ZM52 107V106H51ZM54 107V106H53ZM58 107H59V105H58ZM57 107V108H58ZM68 107V106H67ZM66 107V108H67ZM194 107V106H193ZM214 107V106H213ZM221 107V108H222ZM242 107V106H241ZM241 107H238L237 109H239V108H241ZM251 107V106H250ZM249 107V108H250ZM33 108V107H32ZM31 108V109H32ZM69 108V107H68ZM102 108V107H101ZM204 108V107H203ZM226 108V107H225ZM247 107H245V109H246ZM257 108V107H256ZM256 108H254V109H252L251 108V110H253V112L255 111V109ZM257 108V109H258ZM42 109H44V108H42ZM106 109V108H105ZM104 109V110H105ZM156 108H154V111H156L155 110ZM158 109V108H157ZM194 109H197V108H194ZM193 109V111L194 112H192V110H191V112L194 114V113H196L195 111H197V110H194ZM199 109H200V107H199ZM207 109H210L209 107L207 108ZM212 109V108H211ZM210 109V111L211 112H213L212 110ZM224 109V108H223ZM229 109H227L226 108V110H222V109H220V108H218V109H216V111L218 110V112H222V111H224V113L225 114H229V116L228 117H230V115H231V118H232V116H233V114L234 113H228V111H230ZM241 109H244V108H241ZM241 109H239V110H241ZM260 110H261V108H259ZM258 109V110H259ZM264 109V108H263ZM16 110H17V107H16ZM29 110V109H28ZM151 110H152V108H151ZM150 110V111H151ZM201 110V109H200ZM203 110V109H202ZM204 110H206L205 108H204ZM204 110H203V113H204ZM213 110H215V109H213ZM219 110H222V111H219ZM238 110V112H240V114L239 113H237V116H241V117H243V115L244 114H242L241 113V111H239ZM247 110V109H246ZM245 110V111H246ZM249 110V109H248ZM251 110H249V112H248V114L250 113V111ZM257 110V111H258ZM18 111H20V110H18ZM62 111H64V110H62ZM61 111V112H62ZM69 112H70V110H68ZM111 111L112 110H110V113H111ZM116 111V110H115ZM189 111V110H188ZM209 111V110H208ZM208 111H206V112H208ZM209 111V112H210ZM213 112V113H211L212 114V116H213V114L215 113H217V112ZM245 111L243 110V112L245 113ZM264 111V110H263ZM32 112V111H31ZM60 112V113H61ZM65 112V111H64ZM102 112V111H101ZM186 112H187V110H186ZM237 112V111H236ZM261 112H262V110H261ZM90 113H92V112H90ZM103 113H104V111H103ZM97 114V115H94L93 116V118H92V120L93 121H91V122H93V123H95V125L96 126H98L99 128L98 129H101V131L103 130L102 129V127H104V126H107V128H110V127H113V128H117V129H120L121 127H122V121H124V118H122L121 117V119L122 120H120V118H119V120L118 121H116V120H111L110 122H106L107 120H106V117H104L103 115L105 114V115H110L108 112H107V109H106V111H105V113L104 114ZM108 113V114H107ZM192 113H190V114H192ZM259 113V111L256 113V116H257V114ZM35 114V113H34ZM44 114V113H43ZM55 114V113H54ZM53 114V115H54ZM64 113H62V115H63ZM68 114V113H67ZM88 114V113H87ZM116 113L114 112V115H115ZM118 114V113H117ZM207 114V113H206ZM214 114V115H215ZM242 114V115H241ZM253 114H255V113H253ZM4 115V114H3ZM3 115H0V117L2 116L3 117ZM6 115V114H5ZM9 115V114H8ZM21 115V114H20ZM31 115V114H30ZM47 115V114H46ZM49 115V114H48ZM60 115V114H59ZM61 115V116H62ZM112 115V114H111ZM205 115V114H204ZM217 115V114H216ZM249 115H252L251 113L249 114ZM260 115V117H261V114H259ZM34 116V115H33ZM50 116V115H49ZM60 116V117H61ZM117 116V115H116ZM207 116V115H206ZM206 116H205V118H206ZM245 117H246V114L244 115ZM264 116V115H263ZM7 117V116H6ZM9 117V116H8ZM28 117H30V116H28ZM54 117V116H53ZM68 117V116H67ZM110 117V116H109ZM208 117V116H207ZM210 117V116H209ZM215 116H213L212 118H214ZM233 117H235V116H233ZM247 117L249 118V116L247 115ZM252 117V116H251ZM250 117V118H251ZM35 118V117H34ZM46 118H48L49 120H51L48 116H46ZM89 118H91V117H88V119ZM220 118V117H219ZM219 118H217V116H216V118L215 119H219ZM223 118H225V117H223ZM237 118V117H236ZM244 118V117H243ZM259 118V117H258ZM263 118V117H262ZM20 120H18V122L15 124V123H12V124H10L11 123V121L9 122V121H0V138L2 139V137H4V135H5V139H7V141H6V144H5V148L6 149H0V161L1 162H7L8 163V161H9V164H10V161H13V162H11V164L13 165V163L15 164L16 163V165L17 164H25V165H30V164H32L31 165V167L32 168H30V170H32L33 168H34V166H35V168H37V170L36 171H38V167H37V165L40 163V152H39V150H40V148L39 149H36V148H32L31 147V150H24V149H22V146L24 147L26 144H24L22 141H21V139H22V135L24 134V136H25V133H24V128L25 127H27V124L28 123H30V121L28 122L27 120H25V119H23V118H19ZM57 119V118H56ZM67 119V118H66ZM87 119V118H86ZM244 119H247V118H244ZM261 119V118H260ZM25 120V121H24ZM47 120V119H46ZM53 120V119H52ZM51 120V122H53ZM55 120V119H54ZM61 120V119H60ZM59 120V121H60ZM90 120V119H89ZM248 120V119H247ZM255 120V119H254ZM39 120H37V122H38ZM56 121V120H55ZM113 121V122H112ZM256 121H258V120H256ZM260 121V120H259ZM40 122V121H39ZM47 122V121H46ZM50 122V123H51ZM200 122V121H199ZM204 122V123H203ZM203 122L201 121V123L200 124H202L203 123V125L205 126V127H207V126H209V123H211V122H209V121H206V120H203ZM205 122H207L206 124H205ZM42 123V122H41ZM55 123H57V122H55ZM67 123V122H66ZM78 123V122H77ZM85 122H80V123H78L79 125V127L81 128V126H83V125H87V124H84ZM89 123H90V121H89ZM112 123V124H111ZM228 122H225L224 121V123H223V128H224V126H227L228 124L230 125L231 124V122H229L228 124H227ZM260 123H262V122H260ZM40 124V123H39ZM43 124V123H42ZM41 124V125H42ZM46 124V123H45ZM52 124V123H51ZM199 124V125H200ZM214 124H215V122H214ZM216 124H218L219 125V122H216ZM220 124H221V122H220ZM236 125L238 124L239 126H241V123L239 124V123H235ZM233 122H232V125L233 126H236ZM52 125H54V124H52ZM197 125V124H196ZM196 125H195V127H196ZM198 125V127H200ZM207 125V126H206ZM228 125V126H229ZM237 125V126H238ZM245 125V124H244ZM66 126V125H65ZM73 126H75V125H73ZM72 126V127H73ZM90 126V125H89ZM124 126V125H123ZM91 127V126H90ZM197 127V128H198ZM211 127V126H210ZM32 128V127H31ZM79 128V129H80ZM202 128H203V126H202ZM226 128V127H225ZM48 129V128H47ZM116 129V130H117ZM122 129V128H121ZM220 130H221V128H219ZM219 129H218V131H219ZM226 129H228V128H226ZM28 130L31 132V131H35V130H37V128L36 127H34L33 128V130L32 129H30V127L28 128ZM39 130V129H38ZM46 130V129H45ZM73 130V129H72ZM76 130V129H75ZM201 129H199V131H200ZM258 130H259V128H258ZM67 131H68V129H67ZM91 131V130H90ZM121 131V130H120ZM198 131V132H199ZM203 131V130H202ZM211 132H212V129L210 130ZM216 131H217V128H216ZM216 132V133H219V132ZM39 132H42L41 130L39 131ZM49 132V131H48ZM52 132V131H51ZM55 132V131H54ZM73 132V131H72ZM75 132V131H74ZM92 132V131H91ZM107 131L105 130V133H106ZM33 133V132H32ZM35 133V132H34ZM33 133V134H34ZM97 133V132H96ZM162 133V132H161ZM213 133V132H212ZM53 134V133H52ZM98 134H99V132H98ZM107 134V133H106ZM215 134V133H214ZM219 134H221V133H219ZM6 135H7V137H6ZM74 135V134H73ZM90 135H92V134H90ZM95 135V134H94ZM108 135V134H107ZM34 136H36V134L34 135ZM49 136V135H48ZM54 136V135H53ZM62 136V135H61ZM96 136H97V134H96ZM101 136V135H100ZM109 136V135H108ZM221 138H222V134L221 135H219ZM64 137V136H63ZM75 137V136H74ZM160 137V136H159ZM33 138V137H32ZM47 138V137H46ZM61 138V137H60ZM90 139H92L91 137H89ZM94 138H96V137H94ZM99 138V137H98ZM102 138V137H101ZM211 138H212V136H211ZM2 139V141H4ZM34 139H37L36 137H34ZM45 139V138H44ZM62 139V138H61ZM100 139V138H99ZM164 139V138H163ZM46 140V139H45ZM52 140V139H51ZM92 140H94V139H92ZM97 140V139H96ZM103 140V139H102ZM4 141V142H5ZM61 141V140H60ZM64 141V140H63ZM100 141H101V139H100ZM166 141V140H165ZM263 141V140H262ZM59 142V141H58ZM264 142V141H263ZM262 142V143H263ZM32 143V142H31ZM34 143V142H33ZM43 143V142H42ZM45 143V142H44ZM46 143H48V142H46ZM62 143H64V142H62ZM90 143V142H89ZM92 143V142H91ZM104 143V142H103ZM147 143V142H146ZM218 143H220V142H217V143H213L214 145H216V144H218ZM244 143V142H243ZM3 144V145H4ZM30 144V143H29ZM96 144V143H95ZM261 144V142L259 143V145ZM35 145V144H34ZM50 145H56V147H57V143H56V141L55 140H53L52 142H51V144ZM91 145V144H90ZM94 145V143L92 144V146ZM228 145V146H227ZM262 145V144H261ZM260 145V146H261ZM264 145V144H263ZM37 146V145H36ZM96 146V145H95ZM150 146V145H149ZM226 147H229L230 145L229 144H226L225 145ZM225 146H222V152L224 151V150H226L227 151V148L225 147ZM167 147V146H166ZM223 147H224V149H223ZM62 148V147H61ZM64 148V147H63ZM95 148H97V147H95ZM94 148V149H95ZM101 148L103 149V147L101 146ZM101 148L100 149H98V150H100L101 151ZM106 148V147H105ZM151 148V147H150ZM168 148V147H167ZM175 148V147H174ZM173 148V149H174ZM226 148V149H225ZM46 149V148H45ZM76 149V148H75ZM192 149V148H191ZM58 150V149H57ZM56 149H54V152L55 151H57ZM62 150V149H61ZM97 150V149H96ZM130 150V149H129ZM153 150V149H152ZM170 150V149H169ZM64 151V150H63ZM106 152L105 154H107V151L106 150H102L101 152H102V154L101 155H103L104 153L103 152ZM122 151V150H121ZM124 151V150H123ZM171 151V150H170ZM207 151L208 150H206V153H207ZM214 150H212V153H214L213 152ZM226 151L225 152H223L226 156L225 157H227V153H226ZM52 153V154H55V153ZM124 152H126V150L124 151ZM143 152V151H142ZM220 153V155H219V157H218V154L216 153L215 155H212V153H211V156L210 157H208V158H206V159H209V161H208V165H209V162L211 161V160H216V162L218 163V161H217V159L218 158H220V156H221V154H223V153ZM231 153H232V151H230ZM64 153H65V151H64ZM122 153V152H121ZM128 153V152H127ZM146 153V152H145ZM155 153H157V155H158V152L156 151ZM183 153V152H182ZM181 153V154H182ZM231 153H229V154H231ZM81 154V153H80ZM105 154H104V156H105ZM111 154V152H109L108 151V154H107V158L109 157V155ZM203 154H205V153H203ZM233 154V153H232ZM254 154V153H253ZM253 154H249V156L250 157H248V159H247V161L249 160V158H251V156L253 155ZM62 155H63V152H62ZM72 155H73V153H72ZM77 155H79V154H74L73 156L74 157H77ZM83 155V154H82ZM82 155H79V156H81L82 157ZM121 155V154H120ZM126 155V154H125ZM164 155V154H163ZM201 155H202V153H201ZM242 155V154H241ZM247 155V154H246ZM55 156H56V154H55ZM64 156V155H63ZM98 156H100L99 154H98ZM118 156H119V154H118ZM123 156V155H122ZM205 156H207V155H205ZM231 156V155H230ZM243 156V155H242ZM49 157V156H48ZM52 157H53V155H52ZM51 157V158H52ZM70 157H71V159H72V156H71V154H70ZM73 157V161L75 162V158ZM170 157V156H169ZM172 157H174V156H172ZM211 157H215V158H213V159H211ZM216 157H218V158H216ZM223 157H224V155H223ZM222 157V158H223ZM225 157H224V159H225ZM44 158H45V155H44ZM63 158V157H62ZM83 158V157H82ZM85 158V157H84ZM111 157H109V159H110ZM129 158H133V157H129ZM166 157H164L163 159H165ZM228 158V157H227ZM226 158V159H227ZM232 158V157H231ZM54 159V158H53ZM70 158L68 157V160H69ZM80 159V161H81V158H79ZM122 159H124V158H122ZM186 159V158H185ZM194 159V158H193ZM205 159V163L207 164V160ZM230 159V158H229ZM242 159V158H241ZM243 159H244V156H243ZM246 159H244L245 161H246ZM57 160V159H56ZM71 160V161H72ZM105 160V159H104ZM166 160V159H165ZM170 161H171V158L169 159ZM178 160H180V159H178ZM177 160V161H178ZM190 160H192V159H190ZM198 160V159H197ZM203 160H204V158H203ZM54 161V160H53ZM162 161V160H161ZM164 161V160H163ZM167 161V160H166ZM175 160H173V162H174ZM181 161V160H180ZM214 161H212V162H214ZM228 161V160H227ZM234 161V160H233ZM246 161V162H247ZM110 162V161H109ZM128 162V161H127ZM147 162V161H146ZM200 162V161H199ZM203 162V161H202ZM216 162H214V163H212V164H215ZM38 163V164H37ZM88 163V162H87ZM90 163V162H89ZM133 163H135L134 161H133ZM138 162H136V164H137ZM161 163H163V162H161ZM182 163H184V162H182ZM186 163V162H185ZM204 163V162H203ZM72 164V163H71ZM91 164V163H90ZM145 165H148V163H144ZM150 164V163H149ZM174 164H175V162H174ZM187 166H185V167H187V168H189L191 165L190 164H192L191 162L190 163H188L187 162ZM196 164V163H195ZM48 165H50V164H48ZM52 165H53V163H52ZM129 165H131V164H129ZM151 165V164H150ZM158 165V164H157ZM159 165H162V164H159ZM163 165H164V163H163ZM178 167H176L177 169L180 167V165H181V163L180 162H178ZM182 165H184V164H182ZM190 165V166H189ZM40 166H41V164H40ZM46 164H45V170H47L46 169ZM196 165H192V167H195ZM203 166H204V164H203ZM210 166V165H209ZM211 166H213V165H211ZM48 167V169H49V166H47ZM170 167V171H172L171 169L173 168V167H171V166H169ZM191 167V168H192ZM197 167V166H196ZM195 167V168H196ZM204 167H206V165L204 166ZM44 168V167H43ZM73 169H74V167H72ZM87 168V167H86ZM86 168H82V169H85L86 170ZM92 168V167H91ZM134 168V167H133ZM138 168V167H137ZM166 168H168V167H166L165 166V168H163V170H165ZM184 168V167H183ZM203 167H197V169H194L195 171L197 170V171H199L200 169H202ZM208 168V167H207ZM212 168V167H211ZM209 169V170H205V172L206 173H210L211 172V170L212 169ZM81 169V170H82ZM190 169V168H189ZM204 169V168H203ZM203 169H202V171H203ZM223 169V168H222ZM18 169H16V171H17ZM44 170V171H45ZM63 170V169H62ZM72 170V169H71ZM138 170H140V168L138 169ZM169 170V169H168ZM179 170H180V172H181V167L179 168ZM178 170V171H179ZM184 170H187L186 168H184ZM219 170H221V169H219ZM74 171V170H73ZM92 171H94V172H96V169L95 170H92ZM112 171V170H111ZM136 171V170H135ZM162 171V170H161ZM201 171V172H202ZM6 172V171H5ZM27 172L29 173V170H27ZM31 172V171H30ZM76 172V174H78L77 172H78V168H77V171H75ZM75 172H73V173H75ZM80 172V171H79ZM82 172H84V174L86 173L84 170H82ZM90 172V171H89ZM214 172H215V170H214ZM0 173H3V172H0ZM51 173V172H50ZM88 173V172H87ZM97 173V172H96ZM95 173V174H96ZM162 173H163V171H162ZM166 173V172H165ZM167 173H169V171L167 172ZM191 173L193 174L194 172H192L191 171ZM197 173V172H196ZM208 173V174H209ZM213 173V172H212ZM47 174V173H46ZM46 174H45V176H46ZM76 174H73V175H76ZM149 174H151V173H149L148 172V175ZM172 175V173H169V175ZM5 175H7L8 176V174H5ZM42 175H44L43 173H42ZM50 175V174H49ZM152 175V174H151ZM29 175L28 174H26L25 175V177L27 178ZM30 176H32V175H30ZM43 177V178H46V177ZM176 176V175H175ZM191 176H193V175H191ZM164 177H168V174H167V176H164ZM163 177V178H164ZM170 177V176H169ZM172 177H174V176H172ZM190 177V176H189ZM194 177V176H193ZM43 178L42 179H40V180H43ZM30 179V178H29ZM36 179V178H35ZM165 179V178H164ZM167 179V178H166ZM177 179V178H176ZM193 179H195V177L194 178H192L191 180L193 181ZM47 180V179H46ZM157 180H159V179H157ZM37 181H38V179H37ZM167 181H169L168 179H167ZM173 181V180H172ZM189 181H190V179H189ZM191 181V182H192ZM39 182V181H38ZM42 182H45V180L44 181H42ZM150 183H152V185L154 186V183L156 184V182H152V181H149ZM171 182V181H170ZM40 183V182H39ZM164 183V182H163ZM194 183H195V181H194ZM134 184V183H133ZM161 184V185H160ZM171 184V183H170ZM158 185V184H157ZM172 185V184H171ZM130 186V185H129ZM131 186H133L132 184H131ZM152 186V187H153ZM160 186V189H161V186H162V182H160L159 181V185H158V187ZM165 186V185H164ZM172 186H174V185H172ZM196 186L197 185H194V189L196 190L197 188H196ZM124 187H125V185H124ZM133 187H136L135 185L133 186ZM151 187V188H152ZM163 187V186H162ZM181 187V186H180ZM149 188V187H148ZM166 188V187H165ZM127 189H129V188H127ZM131 189H133V188H131ZM164 189V188H163ZM162 189V190H163ZM184 189V188H183ZM125 190V189H124ZM141 190V189H140ZM171 190V189H170ZM192 190V189H191ZM198 190H199V188H198ZM151 191V190H150ZM136 192V191H135ZM164 192H166V190L164 191ZM182 194V193H181ZM165 195V194H164ZM175 195H177V194H175ZM182 197H184L183 195H182ZM192 198V197H191ZM190 198V199H191ZM164 202V201H163ZM9 219H12V218H7V217H2L1 215H0V223H2V222H8L9 221ZM14 219V218H13ZM138 235V234H137ZM139 235H140V233H139ZM149 234H145V236H146V238H147V236H148ZM148 237H150L151 239H152V237H151V235H149ZM141 239H142V237H141ZM160 239V238H159ZM140 240V239H139ZM165 240V239H164ZM141 241V240H140ZM153 242H154V239H153ZM155 242H157V241H155ZM138 243V242H137ZM150 246V245H149ZM144 247V246H143ZM156 248H158V247H156ZM155 248V249H156ZM147 249V248H146ZM164 249V248H163ZM138 250V249H137ZM137 250H136V252H137ZM157 250V254L159 253V248L158 249H156ZM160 251H162V250H160ZM133 252V251H132ZM143 253V252H142ZM155 253V254H156ZM137 254H139V251L137 252ZM141 255V254H140ZM140 255L139 256H137V257H140ZM145 257V256H144ZM141 258H143V256L141 257ZM157 258V257H156ZM145 259H146V257H145ZM136 261V260H135ZM144 261H142L141 263H143ZM154 262H156V261H154ZM137 264H139V263H137ZM151 264H152V262H151ZM155 264H157V263H155ZM158 264H160V263H158Z\"/></svg>",
  "mask_w": 264,
  "mask_h": 264
}]
</instances>
